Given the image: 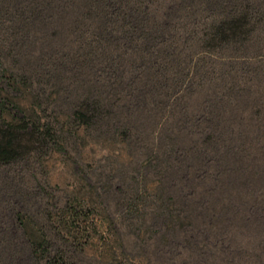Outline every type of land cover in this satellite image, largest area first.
<instances>
[{"label":"trees","instance_id":"trees-1","mask_svg":"<svg viewBox=\"0 0 264 264\" xmlns=\"http://www.w3.org/2000/svg\"><path fill=\"white\" fill-rule=\"evenodd\" d=\"M14 6L28 8V25L70 20L78 36L63 59L70 72L86 70L93 77L90 96L67 120L45 115L51 95L37 88L35 77L53 69L43 64L28 76L18 71L9 56L1 57L11 38L4 31L0 167L28 158L48 138L69 148L71 137L93 130L96 142L113 150L106 181L112 184L120 172L126 185L94 195L97 183L83 175L63 199L53 197L44 216L15 211L10 238L25 249L28 262L3 251L8 258L4 262L0 254V264H264V199L251 191L259 208L246 207L247 217L232 230L233 219L245 211L237 204L242 198L229 193L223 200L217 191L224 182L213 154L225 149L218 130L228 123L231 129L232 122L222 121V111L212 118L206 107L194 112L186 104L227 82V95L215 102L232 104L237 93L239 106H257V115H264V68L247 70L252 61L264 64V0H0V30L14 22ZM15 37L14 48L22 52L24 36ZM226 66L229 71L219 72ZM252 74L255 88L242 93ZM27 88L30 104L20 100ZM104 109L112 115L122 110L125 118L112 123ZM252 113L235 115L240 130L256 131ZM237 134L242 141L244 133ZM255 174L263 183L264 168ZM109 200L124 212L109 215Z\"/></svg>","mask_w":264,"mask_h":264},{"label":"rangeland","instance_id":"rangeland-1","mask_svg":"<svg viewBox=\"0 0 264 264\" xmlns=\"http://www.w3.org/2000/svg\"><path fill=\"white\" fill-rule=\"evenodd\" d=\"M28 13V8L22 11L18 6L12 7L11 15L14 22L10 24L8 29L0 30V42L5 39L4 31L11 36L7 45L5 44L6 46L1 48V57L9 56V60L15 68L18 71L24 69L27 76L28 72L32 74L37 68L40 69L43 64L51 66L53 70L49 73L50 76H48L47 71H38L39 73L36 74L37 88L44 90L45 95H51V98L46 102L48 110L45 115L58 120H67L73 111L90 96L89 86L93 77L91 72L86 70L70 72L67 61L65 58L63 59L64 55L68 54V51L74 47V40L78 36V31L70 20L65 18L58 25H56L58 22L38 27L34 24L28 25V21H25L28 19ZM208 15L209 11L204 13L203 17H208ZM47 16H54V13L49 11ZM18 34L23 35L25 39L22 52H17L14 48L16 47L15 36ZM251 64L247 70L252 73H256L260 69L258 67L264 68L263 63L257 64V62L252 61ZM229 70L230 68L226 66L219 72ZM219 72L216 71L215 74ZM254 75L246 76L247 81L244 80L246 85L239 89L242 93L246 91L248 86L252 90L255 88L253 85L257 83V79ZM59 81L64 82L65 85L57 84ZM228 87L229 84L223 82L219 88L211 87L209 91L206 89L186 104L194 112L206 107L207 112L211 114L208 116L212 118L216 117L214 112L220 113L222 111V121L229 120L232 122L230 127L234 131L229 128V123L227 126L223 124L225 128L218 130L219 136L224 139L225 149L213 154V157H218L222 170L219 177L220 180H223L224 186L217 187L220 198L225 200L229 193H235L238 195L237 198H242L237 204L245 211L241 212L239 217H235L231 222L230 226L234 230L241 226L240 219L247 217L246 207L252 206L254 210L259 208L260 204H255L249 199V193L252 191L260 199H264V182H258V175L255 174L264 168V124L258 125V120L264 119V115H257V106L253 105L246 108L239 106L241 103L237 93L232 104L227 99H224L225 102H219L220 99L215 102L217 97L227 92ZM28 93L29 89L27 88L25 93L20 96V100L24 104L33 102L32 96ZM241 109L243 112L240 111ZM238 112L246 118L250 117L253 112L252 116L256 118L258 127L255 132L238 128V119L235 117ZM103 115L104 117H111L112 123L115 124L122 122L125 118L122 110L117 112V115H112L110 110L104 109L102 110ZM71 126L76 127L78 125L71 123ZM230 130L235 133L232 135V140L227 143L226 141L230 140L228 138ZM237 132L244 133L243 143L239 140ZM54 139L56 140V137L46 139V143L37 152H31L28 158L20 159L10 166L0 167V254L2 255L3 251L7 254L16 253L18 254L16 258L20 256L23 263L28 262L25 249L19 243L12 242L10 238L12 234H15V227L11 222L15 211L23 209L24 211H31L39 217L44 216L47 209H50L54 203L53 197L56 201L63 199L65 193L70 191L82 179L83 175L90 176L91 182L97 183L96 189L91 190L94 195L104 191H113L117 186L124 190L126 185L120 172L113 173L112 184L106 181V178L112 175L109 173V169H112L111 166L114 168V162L111 161L114 159L113 150L108 144L97 143V135L93 130L83 131L78 136L71 137L72 145H69V148L63 147L65 150L61 145L54 144ZM251 142L254 144V148L249 147ZM239 154L244 155L245 158L243 160L238 159L240 158ZM77 170L80 171L79 174L76 172ZM214 170L212 168L213 172ZM245 177L247 178L245 179ZM247 185L250 187L246 190ZM222 191L225 192L222 194ZM231 199L236 200L235 197ZM114 204L115 202L109 200L107 213L112 217H117L124 210L116 208ZM229 228L226 227V230ZM7 258L8 255L6 258L3 256L4 262ZM7 263L14 264L9 260Z\"/></svg>","mask_w":264,"mask_h":264}]
</instances>
